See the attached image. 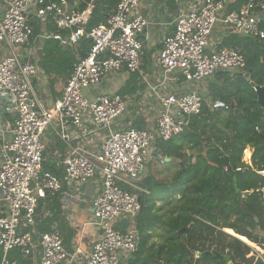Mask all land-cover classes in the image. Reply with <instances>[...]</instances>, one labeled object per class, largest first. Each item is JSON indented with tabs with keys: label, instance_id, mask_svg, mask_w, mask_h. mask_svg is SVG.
Returning <instances> with one entry per match:
<instances>
[{
	"label": "built area",
	"instance_id": "1",
	"mask_svg": "<svg viewBox=\"0 0 264 264\" xmlns=\"http://www.w3.org/2000/svg\"><path fill=\"white\" fill-rule=\"evenodd\" d=\"M81 12H64L51 0H0V114L12 119L7 141L0 143V264H17L20 258H36L39 264H128L137 250L139 235L135 217L141 210L140 194L148 192L141 183L149 164L164 158L155 156L157 143L181 134L190 117L199 116L204 106L211 111L229 106L212 99L205 85L219 74H244L245 59L238 49L211 44L217 26L224 34L264 41V1L246 0L228 11L236 0H173L181 8L172 17L153 56L157 77L142 71L144 36L150 22L139 11L143 0H119L105 23L86 30L95 0ZM64 4V2L62 3ZM30 15L45 23L54 22L59 32L50 36L62 46L77 47L83 39L90 49L78 57L66 80L61 97L45 108L37 95V69L23 61L20 49L30 43L33 29ZM42 36L43 39L50 38ZM137 73L145 88L122 97L117 93H96L112 78ZM141 114L147 128L135 126ZM105 135L95 155L71 148L63 160L61 178L46 172L43 164V136L48 129L72 126L87 133ZM61 139L68 142V136ZM250 166V165H249ZM237 171H240L237 169ZM264 177V169L257 170ZM101 190L93 198V225L98 238L88 254L79 248L69 252L57 230L38 233L37 207L47 193L55 194L64 184H86L96 177ZM228 253V250H225ZM80 261H77L79 257Z\"/></svg>",
	"mask_w": 264,
	"mask_h": 264
},
{
	"label": "trees",
	"instance_id": "2",
	"mask_svg": "<svg viewBox=\"0 0 264 264\" xmlns=\"http://www.w3.org/2000/svg\"><path fill=\"white\" fill-rule=\"evenodd\" d=\"M118 1L95 0L86 30L104 24ZM245 2L236 0L228 11ZM167 4L174 7L173 0ZM31 24L36 37L38 25ZM220 47L240 51L244 74H219V85H208L211 98L225 102L228 110L204 106L181 134L157 143L155 156L164 158L163 168H150L158 163L153 161L141 183L148 193L140 194L141 210L134 220L139 244L128 264H226L218 255L229 256L233 264H264L263 255L249 257L255 239H264V177L256 173L264 169V108L252 87L264 86V41L231 34ZM89 49L90 42L83 39L76 53L82 57ZM76 53L52 39L44 41L39 65L51 88L69 77ZM138 90V74L130 73L117 94L125 97ZM246 147L250 166L242 162ZM58 199V193H47L39 202L38 233L59 220V212L48 206L51 202L58 209ZM257 246L264 249V243Z\"/></svg>",
	"mask_w": 264,
	"mask_h": 264
},
{
	"label": "crops",
	"instance_id": "3",
	"mask_svg": "<svg viewBox=\"0 0 264 264\" xmlns=\"http://www.w3.org/2000/svg\"><path fill=\"white\" fill-rule=\"evenodd\" d=\"M56 4L62 6L64 12H81L87 8L89 0H51ZM64 2V4H62ZM188 2V1H187ZM185 3L181 8H178L174 5L171 7L167 4V0H143L139 11L140 13L149 20L150 27L146 30L144 36L145 39V51L143 57V66L142 71L145 76H151L154 80L157 77V71L153 68V56L161 47V40L163 35L169 31V23L172 20V17L180 9L186 10L188 3ZM80 4H84L83 9H79ZM94 5V3H93ZM4 6L0 8V14L3 15ZM30 22H36L38 25V35L32 37L30 43L26 46H23L20 49V54L23 61L31 62L35 65L37 69L36 78L34 80L35 89L38 95V98L41 104L45 108H50L53 103L61 97L62 90L65 86L66 80L63 83H60L57 86L51 88V80L45 76L43 70L39 65L40 56L43 48V43L45 40L52 39L50 36L55 34H61L66 36L67 33L59 32L55 28L54 22L51 19H48L45 23L36 19L33 15H30ZM32 25V29L33 24ZM55 29L56 33H51V29ZM42 36H48L50 38L43 39ZM229 35L224 34L223 29L220 26H217L211 37V44L218 43V48H221L220 45L224 39ZM54 40V39H52ZM56 41V40H54ZM58 42V41H57ZM59 43V42H58ZM60 44V43H59ZM61 45V44H60ZM62 46V45H61ZM67 47V46H62ZM77 47H67L73 49L75 53L77 52ZM88 53V52H87ZM146 53H149L150 56L146 59ZM4 48L0 49V58L3 57ZM77 58L81 57L76 53ZM76 58V60H77ZM76 62V61H75ZM74 65V64H73ZM128 80V79H127ZM125 74L114 77L111 79L110 83L104 88L98 86L96 88V93L101 94L105 93H118L125 84H126ZM139 90L135 93L138 95V99L143 98V84L138 80ZM209 89V86L207 87ZM146 92L144 95H146ZM210 92V91H209ZM140 93V94H139ZM146 117L150 118L148 114H141L136 119L134 123L137 128L145 129L146 126ZM87 133L84 134L83 131L78 130L72 126H67L65 129H62L55 126L54 129H48L43 136L44 152H43V164L42 168L46 172L62 177L63 176V160L70 153L71 148H82L87 153L95 155L99 152L101 143L105 137L101 131L93 132V128L87 126ZM12 129V119L8 116H2L0 114V143L5 142L10 137V130ZM68 136V142H64L61 139V135ZM247 148V149H246ZM243 154V163H249L251 165V157L249 156V147H246ZM251 155V154H250ZM249 157V158H248ZM248 159V161H247ZM149 172V171H148ZM101 190V179L97 176L94 180L86 184H64L62 190L58 193L59 199L55 203L58 209L54 208V205L51 202L48 203L50 209L59 212V220L51 224L47 232L52 230H57L63 240L64 247L67 251L73 252L76 248H79L82 254H88L98 238V231L96 227L92 224L93 219V210H92V201L95 196ZM45 215H49L47 212ZM37 226V225H36ZM37 230V227H36ZM10 259L15 261L17 264H39L40 254H37L36 258H18L16 252L10 253ZM1 258V253H0ZM82 257L80 256L77 261H80Z\"/></svg>",
	"mask_w": 264,
	"mask_h": 264
},
{
	"label": "water",
	"instance_id": "4",
	"mask_svg": "<svg viewBox=\"0 0 264 264\" xmlns=\"http://www.w3.org/2000/svg\"><path fill=\"white\" fill-rule=\"evenodd\" d=\"M252 87L256 93L257 102H258L259 106L261 108H264V86H256V85L252 84ZM258 243H264V239L263 238H256L254 245L257 246ZM217 257L220 258L221 260H223L226 264H233L231 258L227 255H225V256L218 255Z\"/></svg>",
	"mask_w": 264,
	"mask_h": 264
},
{
	"label": "rangeland",
	"instance_id": "5",
	"mask_svg": "<svg viewBox=\"0 0 264 264\" xmlns=\"http://www.w3.org/2000/svg\"><path fill=\"white\" fill-rule=\"evenodd\" d=\"M212 83L213 84H216V85H219V82L218 81H214V80H212ZM208 87V85H205V88H207ZM208 91H210V88L208 89ZM244 162V161H243ZM152 164V163H151ZM249 164H250V160H249ZM247 165V164H246ZM154 166H157V170H161L163 167H161V164L160 163H155V164H152V165H150V168H152V167H154ZM253 246H250L249 244H248V246H250L251 248H252V250H253V254L252 253H250L249 254V257L250 256H252V255H258V256H260V255H263L264 256V249H262V248H260V247H258V246H256V245H254V244H252Z\"/></svg>",
	"mask_w": 264,
	"mask_h": 264
},
{
	"label": "bare ground",
	"instance_id": "6",
	"mask_svg": "<svg viewBox=\"0 0 264 264\" xmlns=\"http://www.w3.org/2000/svg\"><path fill=\"white\" fill-rule=\"evenodd\" d=\"M242 159H243V157H242ZM242 162H243V161H242ZM244 164H247V165H248L249 163H244Z\"/></svg>",
	"mask_w": 264,
	"mask_h": 264
}]
</instances>
